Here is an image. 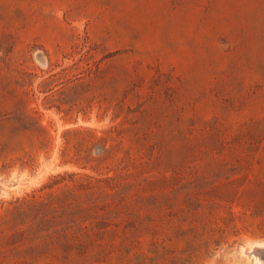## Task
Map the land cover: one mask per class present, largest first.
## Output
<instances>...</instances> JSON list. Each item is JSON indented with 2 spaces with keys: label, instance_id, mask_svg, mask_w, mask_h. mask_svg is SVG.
<instances>
[{
  "label": "rangeland",
  "instance_id": "374dc122",
  "mask_svg": "<svg viewBox=\"0 0 264 264\" xmlns=\"http://www.w3.org/2000/svg\"><path fill=\"white\" fill-rule=\"evenodd\" d=\"M258 244L264 0H0V264Z\"/></svg>",
  "mask_w": 264,
  "mask_h": 264
},
{
  "label": "bare ground",
  "instance_id": "6f19581e",
  "mask_svg": "<svg viewBox=\"0 0 264 264\" xmlns=\"http://www.w3.org/2000/svg\"><path fill=\"white\" fill-rule=\"evenodd\" d=\"M257 243H258V242H257ZM255 245H256V244H255ZM255 245H254V246H255ZM258 245H259V244H258ZM259 246L264 247V244H261V245H259ZM251 247H252V246H251ZM251 247H250V248H251ZM250 248H249V249H250ZM259 248H260V247H259ZM251 250H252V248L250 249V251H251ZM259 250H260V249H259ZM255 254H256V253H255ZM258 254H259V253H258ZM256 256H257V255H256ZM262 257H263V256H262ZM261 261H262V260H261ZM259 263H260V262H259Z\"/></svg>",
  "mask_w": 264,
  "mask_h": 264
},
{
  "label": "trees",
  "instance_id": "16d2710c",
  "mask_svg": "<svg viewBox=\"0 0 264 264\" xmlns=\"http://www.w3.org/2000/svg\"><path fill=\"white\" fill-rule=\"evenodd\" d=\"M61 176H64V173H63V174H61Z\"/></svg>",
  "mask_w": 264,
  "mask_h": 264
}]
</instances>
